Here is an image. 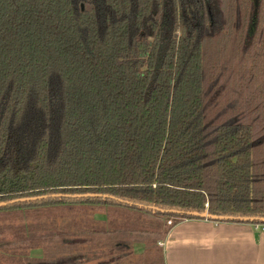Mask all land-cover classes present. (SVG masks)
Listing matches in <instances>:
<instances>
[{"label":"trees","instance_id":"trees-1","mask_svg":"<svg viewBox=\"0 0 264 264\" xmlns=\"http://www.w3.org/2000/svg\"><path fill=\"white\" fill-rule=\"evenodd\" d=\"M6 220L5 264H164L182 221L263 225L264 0H0Z\"/></svg>","mask_w":264,"mask_h":264},{"label":"crops","instance_id":"crops-1","mask_svg":"<svg viewBox=\"0 0 264 264\" xmlns=\"http://www.w3.org/2000/svg\"><path fill=\"white\" fill-rule=\"evenodd\" d=\"M263 226L209 220L182 221L160 242L164 264H264ZM137 248V253L133 250L135 256H142L145 245L138 243Z\"/></svg>","mask_w":264,"mask_h":264},{"label":"rangeland","instance_id":"rangeland-1","mask_svg":"<svg viewBox=\"0 0 264 264\" xmlns=\"http://www.w3.org/2000/svg\"><path fill=\"white\" fill-rule=\"evenodd\" d=\"M94 219L96 221H104V220H106V215L102 214L100 212H95ZM61 222L63 224H70L69 221H61ZM162 222H163V228L164 229H167L168 227H171L172 222L175 223L174 220H172V221L162 220ZM20 223H21V221L19 222L17 220L13 222V224H15V225L20 224ZM170 223H171V225H170ZM8 224H9V221H7V220L4 221V222L0 221V227L4 226V225L7 226ZM12 236H13V232L12 231L2 229V231H0V242L10 241ZM165 238L166 237H164V239ZM164 239L158 242L157 247H159V249H161V247L163 246V245L162 246L160 245V242H163ZM137 244L138 243H136L134 245L135 248H133V250H135V252H136V249H138L137 248ZM142 244H144V243H142ZM3 253H5V252H1L0 251V254H3ZM145 253L146 252H144L143 255ZM43 257H44V252H43L42 248L32 249V250L26 251L24 253L20 252V253H18L16 255V260H17L16 264H29V260H31V259H42ZM146 258H150V257L146 256ZM151 259H152V257H151ZM0 264H5V263H4L3 260H0Z\"/></svg>","mask_w":264,"mask_h":264},{"label":"water","instance_id":"water-1","mask_svg":"<svg viewBox=\"0 0 264 264\" xmlns=\"http://www.w3.org/2000/svg\"><path fill=\"white\" fill-rule=\"evenodd\" d=\"M203 217L206 218V219L212 218L213 220H218V218H216V217H210L207 214L206 215H203ZM220 220H224V218H220Z\"/></svg>","mask_w":264,"mask_h":264},{"label":"built area","instance_id":"built-area-1","mask_svg":"<svg viewBox=\"0 0 264 264\" xmlns=\"http://www.w3.org/2000/svg\"><path fill=\"white\" fill-rule=\"evenodd\" d=\"M170 225H171V223H170ZM258 227H260V226H258ZM262 229V231L264 232V226L261 228ZM160 245L162 246V244L160 243Z\"/></svg>","mask_w":264,"mask_h":264}]
</instances>
